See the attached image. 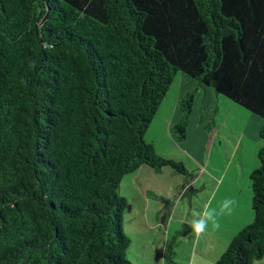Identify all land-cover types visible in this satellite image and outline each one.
<instances>
[{"label":"trees","instance_id":"obj_1","mask_svg":"<svg viewBox=\"0 0 264 264\" xmlns=\"http://www.w3.org/2000/svg\"><path fill=\"white\" fill-rule=\"evenodd\" d=\"M178 73L264 120V0H0V264H131L123 178L185 173L145 139ZM258 159L216 264L264 258Z\"/></svg>","mask_w":264,"mask_h":264},{"label":"rangeland","instance_id":"obj_2","mask_svg":"<svg viewBox=\"0 0 264 264\" xmlns=\"http://www.w3.org/2000/svg\"><path fill=\"white\" fill-rule=\"evenodd\" d=\"M189 93L194 95L193 112L186 139L177 144L173 137L178 138L174 127L183 118L180 101ZM259 123L264 120L212 88H199L183 73L176 75L145 139L157 154L182 163L185 173L142 166L123 178L120 196L129 204L123 226L131 240V264L217 263L231 240L254 221L250 176L260 166L258 153L264 146ZM229 199L235 202L231 211L221 213ZM206 206L215 210L219 228L209 223L197 236L191 227L193 211L203 212ZM162 207L160 214L154 213ZM253 264H264V258Z\"/></svg>","mask_w":264,"mask_h":264},{"label":"clouds","instance_id":"obj_3","mask_svg":"<svg viewBox=\"0 0 264 264\" xmlns=\"http://www.w3.org/2000/svg\"><path fill=\"white\" fill-rule=\"evenodd\" d=\"M234 203L235 202L233 200H225L221 205L220 212H230ZM215 216V210H209L207 206L203 212L193 211L194 219L191 221V227L197 236L208 228L209 223H211L213 228H219V224L216 222Z\"/></svg>","mask_w":264,"mask_h":264},{"label":"crops","instance_id":"obj_4","mask_svg":"<svg viewBox=\"0 0 264 264\" xmlns=\"http://www.w3.org/2000/svg\"><path fill=\"white\" fill-rule=\"evenodd\" d=\"M178 117V120H180V116H177ZM175 119V118H174ZM176 120V119H175ZM170 126V125H169ZM171 127V126H170ZM259 127H264V124H260L259 123ZM171 129V128H170ZM173 134H171V136H172ZM173 139L175 140V143H179V140L176 138V137H173ZM158 152V151H157ZM160 156H162L163 155V153H158ZM162 157H164V156H162ZM168 158V157H167ZM255 168H256V166L254 167L253 166V169L252 170H255ZM153 169V168H152ZM155 170V169H154ZM140 171V170H139ZM150 191V190H149ZM149 191H147V192H149ZM133 207H131V209H132ZM147 208H149V207H147ZM164 210V207H162L161 209H157V211L156 212H154L155 214H160L162 211ZM153 213V214H154ZM154 216V215H153ZM155 218V217H154ZM250 219V218H249ZM252 222V219H250V223ZM162 224L163 225H165V222H162ZM149 225H150V227H155V225H152L151 224V222L149 221ZM235 229V227L231 230V231H233ZM237 233V231L235 230L231 235H230V237L231 238H233V236H235V234Z\"/></svg>","mask_w":264,"mask_h":264}]
</instances>
